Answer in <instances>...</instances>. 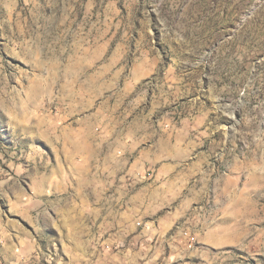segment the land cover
Here are the masks:
<instances>
[{
  "label": "rangeland",
  "instance_id": "1",
  "mask_svg": "<svg viewBox=\"0 0 264 264\" xmlns=\"http://www.w3.org/2000/svg\"><path fill=\"white\" fill-rule=\"evenodd\" d=\"M0 264H264V0H0Z\"/></svg>",
  "mask_w": 264,
  "mask_h": 264
},
{
  "label": "crops",
  "instance_id": "2",
  "mask_svg": "<svg viewBox=\"0 0 264 264\" xmlns=\"http://www.w3.org/2000/svg\"><path fill=\"white\" fill-rule=\"evenodd\" d=\"M112 173L116 176V178L118 177V180L120 183H124L125 180L127 179V176L129 175V172H127L125 170V168H120V169H117L116 171L113 170ZM145 195V193H144ZM145 201H147L148 199L147 198H144Z\"/></svg>",
  "mask_w": 264,
  "mask_h": 264
},
{
  "label": "bare ground",
  "instance_id": "3",
  "mask_svg": "<svg viewBox=\"0 0 264 264\" xmlns=\"http://www.w3.org/2000/svg\"><path fill=\"white\" fill-rule=\"evenodd\" d=\"M137 175H138V177H142V175L145 176V174H143V173H137ZM138 226L142 227L145 230V225L144 224L139 222ZM183 238L186 239V245L187 244H191V240H196V238L193 235L185 233V232L183 233Z\"/></svg>",
  "mask_w": 264,
  "mask_h": 264
},
{
  "label": "built area",
  "instance_id": "4",
  "mask_svg": "<svg viewBox=\"0 0 264 264\" xmlns=\"http://www.w3.org/2000/svg\"><path fill=\"white\" fill-rule=\"evenodd\" d=\"M138 173H143V174H144V172H138ZM145 175H147V177H151L152 174H151L150 172H145ZM145 230H147V231L150 230L149 225H146V224H145ZM196 245H197L196 240H191V244H187L186 247H187L188 249H190V250H193V249L196 248Z\"/></svg>",
  "mask_w": 264,
  "mask_h": 264
}]
</instances>
